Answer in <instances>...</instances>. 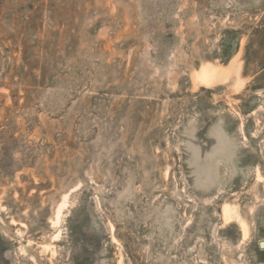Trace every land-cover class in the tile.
Instances as JSON below:
<instances>
[{"label":"rangeland","instance_id":"374dc122","mask_svg":"<svg viewBox=\"0 0 264 264\" xmlns=\"http://www.w3.org/2000/svg\"><path fill=\"white\" fill-rule=\"evenodd\" d=\"M261 240L264 0H0V264H264Z\"/></svg>","mask_w":264,"mask_h":264},{"label":"bare ground","instance_id":"6f19581e","mask_svg":"<svg viewBox=\"0 0 264 264\" xmlns=\"http://www.w3.org/2000/svg\"><path fill=\"white\" fill-rule=\"evenodd\" d=\"M208 68H209V67H208ZM210 70H211V69H210ZM218 72H219V71H218ZM209 73H210V72H209ZM205 74H206V73L204 72L203 75H205ZM206 75H208V73H207ZM209 75H210V74H209ZM220 75H221V74H220ZM221 76H222V75H221ZM223 76H224V75H223ZM204 77H205V76H204ZM207 77H208V76H207ZM202 79H203V78H202ZM227 205H228V203H227ZM229 205H230V203H229ZM230 208H231L230 211L232 212V210H233V209H232L233 206L231 205ZM235 212H236V211H235ZM236 213H237V212H236ZM236 213H235V214H236ZM224 214H225V213H224ZM229 216H230V214H229ZM233 216H235V215H233ZM229 218H230V217H229ZM231 219H232V218H231ZM238 219H239V218H238ZM227 220H229V219H227ZM244 229H245V228H244Z\"/></svg>","mask_w":264,"mask_h":264},{"label":"water","instance_id":"95a60500","mask_svg":"<svg viewBox=\"0 0 264 264\" xmlns=\"http://www.w3.org/2000/svg\"><path fill=\"white\" fill-rule=\"evenodd\" d=\"M259 246H260L261 248H264V240H261V241L259 242Z\"/></svg>","mask_w":264,"mask_h":264}]
</instances>
